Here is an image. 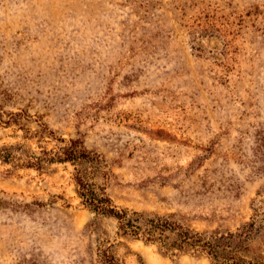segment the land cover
<instances>
[{
    "label": "rangeland",
    "instance_id": "1",
    "mask_svg": "<svg viewBox=\"0 0 264 264\" xmlns=\"http://www.w3.org/2000/svg\"><path fill=\"white\" fill-rule=\"evenodd\" d=\"M58 138L101 157L93 181L118 209L207 235L248 223L264 201V0H0V151ZM74 174L0 160V264H103L100 249L210 264L118 235ZM243 256L264 263V232Z\"/></svg>",
    "mask_w": 264,
    "mask_h": 264
},
{
    "label": "trees",
    "instance_id": "2",
    "mask_svg": "<svg viewBox=\"0 0 264 264\" xmlns=\"http://www.w3.org/2000/svg\"><path fill=\"white\" fill-rule=\"evenodd\" d=\"M12 117L21 114H11ZM12 122L14 119H12ZM3 123L9 125L10 120ZM43 129L36 132L42 135ZM52 137V133H48ZM53 138V137H52ZM60 145L50 150L40 148L38 154L24 153L20 157L17 150L5 147L0 151L2 163L15 164L21 168L43 171L49 165H70L74 168L73 177L79 204L88 212L113 219L117 224L118 235L130 237L145 245H157L164 255L192 254L205 257L210 264H264L263 262L246 260L243 254L249 251L251 241L264 232V201H259L253 207L250 221L232 232L220 235H207L190 227L172 221L170 216H146L142 213L127 209H118L105 192V188L97 185L93 178L102 175L105 165L96 153L87 152L81 141L62 138L55 139ZM17 164V165H16ZM89 165L92 172L78 169ZM99 257L103 264H121L108 249H100Z\"/></svg>",
    "mask_w": 264,
    "mask_h": 264
}]
</instances>
